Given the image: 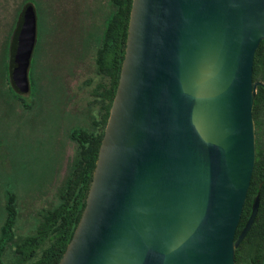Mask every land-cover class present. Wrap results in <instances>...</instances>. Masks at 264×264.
<instances>
[{
	"label": "water",
	"instance_id": "95a60500",
	"mask_svg": "<svg viewBox=\"0 0 264 264\" xmlns=\"http://www.w3.org/2000/svg\"><path fill=\"white\" fill-rule=\"evenodd\" d=\"M11 35L18 91L37 18ZM264 0H132L85 205L58 264H235L255 159L254 53Z\"/></svg>",
	"mask_w": 264,
	"mask_h": 264
},
{
	"label": "trees",
	"instance_id": "16d2710c",
	"mask_svg": "<svg viewBox=\"0 0 264 264\" xmlns=\"http://www.w3.org/2000/svg\"><path fill=\"white\" fill-rule=\"evenodd\" d=\"M131 3L132 0H104L93 10L99 17L94 25L92 24V27L86 23L79 25L78 33L82 36L83 43L91 42L92 37L96 41L95 49L88 54L92 64L96 69L107 67L110 71V100L115 92L124 56ZM28 4L34 8L31 3L25 2L16 9L17 19L12 33L18 27L21 14L26 6H29ZM83 11L86 14L87 11L85 9ZM93 12L92 19H94ZM47 25L50 33L55 34L50 28L51 25L54 27L58 24L47 23ZM62 34H66L65 31ZM9 44L10 38L8 43H5L0 56V98L5 87L17 102L20 100L18 102L20 106H23L25 93L36 83L37 72H33L32 80L28 77V90L18 91L12 79ZM252 78L254 83H264V40L259 42L254 53ZM108 106L99 125L97 119H94V129L74 126L68 131L73 143V151L66 171L56 184L52 204L34 218L35 224L32 230L24 234L17 233L19 222L17 197L11 192L0 195V264H58L85 205L98 148L108 118ZM252 114L255 125L256 159L235 238L245 226L257 195L259 206L251 228L235 249V264H264L263 85L256 86Z\"/></svg>",
	"mask_w": 264,
	"mask_h": 264
},
{
	"label": "rangeland",
	"instance_id": "374dc122",
	"mask_svg": "<svg viewBox=\"0 0 264 264\" xmlns=\"http://www.w3.org/2000/svg\"><path fill=\"white\" fill-rule=\"evenodd\" d=\"M103 1L0 0V56L5 43H8L12 35L17 19L16 9L25 2L31 3L36 10L37 18V42L29 71V78L32 80L33 72L40 71L41 51L42 56L45 52L41 50L40 42L44 43L49 34L53 35L47 23L58 24L52 27L53 32L58 35L65 31L69 38L73 35V25L79 29L77 24L86 23L91 26L98 20V13H94L93 10ZM84 9L87 11L86 14ZM92 12L94 19L91 18ZM54 48L50 47V50ZM87 50L85 47L84 51L88 54ZM90 62V56L87 55L83 67L88 66ZM36 76V83L31 86V97L35 92L41 94L40 75L37 73ZM2 92L0 98V195L5 192L16 195L19 210L17 233L24 234L33 229L34 218L39 216L40 211L52 204L56 184L66 171L73 151V143L67 132L68 127L55 126L57 116L54 109L51 114L29 112L25 106V99L23 106H20L18 103L20 100L17 102L5 87ZM60 120L59 123L65 122L63 113Z\"/></svg>",
	"mask_w": 264,
	"mask_h": 264
},
{
	"label": "flooded vegetation",
	"instance_id": "af4514ba",
	"mask_svg": "<svg viewBox=\"0 0 264 264\" xmlns=\"http://www.w3.org/2000/svg\"><path fill=\"white\" fill-rule=\"evenodd\" d=\"M51 27L53 26L51 25ZM72 28L74 29L70 28V30H72L73 35L69 38L67 34H49L44 43H41V50L45 51L44 54L46 55L45 57L44 54L42 56L41 51V67L40 71L37 72L40 75L39 90L41 94L35 92L31 97V86L29 91L25 93V106L29 112L37 111L51 114L54 109L57 116L55 126H66L68 127L67 132L74 126L76 128L86 126L89 129H94V119H97L99 125L107 106L109 105V112L112 103L110 100L111 74L109 69L107 67L101 70L96 69L92 60L85 67L86 69L83 67L85 57L91 51L93 52L97 45L95 39L92 37L91 42L83 43L82 36L78 33V27L73 25ZM50 29L52 30V28ZM45 44H48L49 48ZM60 46L62 48H59ZM35 47L36 44L34 49ZM46 47L47 51L45 50ZM50 47L55 48L51 51ZM85 47L88 49L87 52L89 51L88 54L84 51ZM30 69L31 61L28 77H30ZM68 107L72 109L70 110ZM62 113L65 122L59 123Z\"/></svg>",
	"mask_w": 264,
	"mask_h": 264
}]
</instances>
